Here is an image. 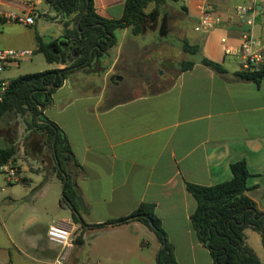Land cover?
<instances>
[{
  "label": "crops",
  "instance_id": "obj_1",
  "mask_svg": "<svg viewBox=\"0 0 264 264\" xmlns=\"http://www.w3.org/2000/svg\"><path fill=\"white\" fill-rule=\"evenodd\" d=\"M175 1L182 14L178 19L181 38L200 46L191 67L179 70L178 62L163 87L114 99L109 107H103L106 94L79 89L69 74L51 93L44 112L62 127L80 164L72 167V174L79 211L87 223L105 222L94 228L131 234L139 220H111L129 214L141 201L153 202L178 264H212L210 251L198 239L190 219L197 200L186 182L212 184L228 179L233 175L230 163L244 159L249 171L246 193L264 210V77L255 82L235 74L241 69L237 50L244 35L264 40V0ZM94 4L100 14L117 18L124 0H94ZM239 5L248 9L241 11ZM204 8L219 17L206 31L194 28ZM159 10L148 17L143 31ZM165 23L162 16L160 33ZM121 29V39L116 37L107 48L137 41L138 34L129 27ZM181 38L177 37L180 42ZM181 51L183 59L186 51ZM202 55L221 62L225 71L202 63ZM35 221L37 231L29 232L25 242H13L11 250L3 247L0 264H79L73 255L72 231V244L60 263L55 259L62 254L61 244L46 233L50 224L62 221L76 227L71 213L47 224ZM88 229L83 230L80 244L85 243ZM244 233L264 262L260 233L251 227ZM155 243L159 247L157 238ZM119 244L129 246L125 241ZM134 246H138L137 239ZM157 254L158 249L156 259Z\"/></svg>",
  "mask_w": 264,
  "mask_h": 264
},
{
  "label": "trees",
  "instance_id": "obj_2",
  "mask_svg": "<svg viewBox=\"0 0 264 264\" xmlns=\"http://www.w3.org/2000/svg\"><path fill=\"white\" fill-rule=\"evenodd\" d=\"M46 1L63 16V30L48 41L38 38L37 48L43 51L47 61L64 65L10 77L4 97L0 101V122L21 116L28 131L24 137V151L36 159H42L45 149L29 142L33 134H37L48 147L54 170L61 182L64 179L62 171L65 172L66 181L62 197L70 207L72 219L78 223V232L73 237V242L80 244L84 240L82 234L85 228L99 227L105 222L87 223L82 218L72 174V167L80 164L64 130L44 112V108L51 102L54 89L77 67L94 71V63L101 61L105 55L103 49L108 47L109 41V45L115 43L116 28L129 27L133 34L142 33L148 17L153 16L166 0H124L123 12L117 18L100 14L95 8L94 0ZM150 2H153L154 6L147 11L145 8ZM180 45L184 51L192 54L200 49L199 44L190 42L186 37L181 38ZM200 61L216 71H225L221 62L205 55L200 57ZM76 64L78 66L70 67ZM193 64V59L183 58L178 67L183 70ZM235 74L240 78L259 82L264 77V64L257 68L239 69ZM112 103L109 100L103 107H109ZM39 104H42V110ZM37 114L39 118L47 121H40L36 117ZM17 150L18 146L13 140L2 139L0 160L9 156L17 158ZM230 168L232 177L216 183L186 182L187 189L197 200V205L190 214L192 225L198 239L208 247L212 264H264L247 242L244 233L246 227H251L260 233L264 243V210L257 208L255 200L246 193L249 187V171L245 160L232 161ZM74 210L79 212L80 217ZM129 219H137L147 224L155 232L158 242L164 243L158 251L156 264H178L166 231L154 211L153 202L141 201L129 214L111 222Z\"/></svg>",
  "mask_w": 264,
  "mask_h": 264
},
{
  "label": "rangeland",
  "instance_id": "obj_3",
  "mask_svg": "<svg viewBox=\"0 0 264 264\" xmlns=\"http://www.w3.org/2000/svg\"><path fill=\"white\" fill-rule=\"evenodd\" d=\"M152 5L150 2L147 10ZM178 5L175 0H166L160 5L155 21L148 20L149 28L137 35V41H127L107 48L104 58L94 63V71L77 67L70 73L72 83L83 90H101L108 101L166 85L177 70L176 65L183 54L180 40L177 39L182 37L178 24L182 14L176 7ZM37 6L40 14L31 24L13 19L0 20V46L32 49L29 56L19 58L3 69L1 75L5 77L56 65L55 62L47 61L43 51L37 48L38 38L48 41L59 35L63 30V16L46 0H38ZM162 16L166 23L163 33H160ZM121 30L116 28L114 31L118 41L121 39ZM130 36L131 34L124 36L123 41ZM185 54V58L194 56L188 52ZM111 73L120 74L121 78L111 80ZM27 132L21 116L0 122V137L13 140L18 146L17 160L22 167V178L11 181L7 178V171L0 169V251L4 250V246L11 250L13 242H25L29 232L37 231L39 223H36V219L47 224L70 213V208L62 197V182L54 170L48 147L40 136L33 134L29 142L45 149L42 159H36L24 151ZM61 223L70 228L74 236L78 232V223L76 227L65 221ZM134 224L131 234L112 233L102 227H91L85 232V243H76L73 255L80 259L79 264H156L158 246L155 243V232L140 220ZM136 239L137 247L134 246ZM141 239H144L143 243ZM121 241L127 242L126 246H129L122 248L119 244Z\"/></svg>",
  "mask_w": 264,
  "mask_h": 264
},
{
  "label": "built area",
  "instance_id": "obj_4",
  "mask_svg": "<svg viewBox=\"0 0 264 264\" xmlns=\"http://www.w3.org/2000/svg\"><path fill=\"white\" fill-rule=\"evenodd\" d=\"M38 0H0V20L13 19L24 24H31L35 17L40 14L37 6ZM238 9L246 11L245 5H239ZM218 15L204 8L194 28L206 31L218 22ZM224 40V38H222ZM229 50V48H226ZM32 49L28 47L15 48L12 46H0V101L8 87L10 77L1 75L3 69L10 63L29 56ZM241 62V69L257 68L264 64V40L246 34L237 50ZM18 158V157H17ZM13 156L0 160V169L7 171L8 180H20L22 178L21 165ZM47 235L61 244L62 254L55 259L60 263L64 257L67 246L72 244L71 230L63 224H50L47 227Z\"/></svg>",
  "mask_w": 264,
  "mask_h": 264
},
{
  "label": "water",
  "instance_id": "obj_5",
  "mask_svg": "<svg viewBox=\"0 0 264 264\" xmlns=\"http://www.w3.org/2000/svg\"><path fill=\"white\" fill-rule=\"evenodd\" d=\"M77 23H78V22H77ZM77 23H76V24H77ZM111 38H112V37H111ZM109 44H110V41H109V43H108L107 46H109ZM103 50L105 51L106 48L103 49ZM90 54H91V52H90ZM87 60H88V58H87L85 61H87ZM76 66H78V64L73 65V66H70V67H76ZM114 78H116V79H120V78H121V75H120V74H117V73H112V74L110 75V79L112 80V79H114ZM39 107H40L41 110L43 109L42 104H39ZM36 117H37L40 121H47V120L44 119V118H39V114H37ZM53 146H54V137H53ZM62 172H63L64 179H63V182H62V185H61V193L63 194V190H64V186H65V181H66V174H65L64 171H62ZM66 201H68V199H66ZM68 202H69V201H68ZM74 211H75V210H74ZM75 212H76V214L80 217L79 212H78V211H75ZM163 244H164V243H160V245H159V247H158V251H159L160 248L163 246ZM156 263H157V259H156Z\"/></svg>",
  "mask_w": 264,
  "mask_h": 264
},
{
  "label": "flooded vegetation",
  "instance_id": "obj_6",
  "mask_svg": "<svg viewBox=\"0 0 264 264\" xmlns=\"http://www.w3.org/2000/svg\"><path fill=\"white\" fill-rule=\"evenodd\" d=\"M116 78H114L113 80H115Z\"/></svg>",
  "mask_w": 264,
  "mask_h": 264
}]
</instances>
